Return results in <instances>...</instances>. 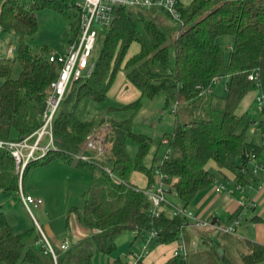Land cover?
I'll return each mask as SVG.
<instances>
[{
  "label": "trees",
  "instance_id": "obj_1",
  "mask_svg": "<svg viewBox=\"0 0 264 264\" xmlns=\"http://www.w3.org/2000/svg\"><path fill=\"white\" fill-rule=\"evenodd\" d=\"M44 7L73 18L66 33L67 41L78 39L81 11L68 0H0V25L3 31H13L18 36L16 56L0 58L2 139L17 140L40 127L51 83L60 72L61 64L49 59L52 51L49 46L38 45L34 49L26 41L27 36L38 30L37 11ZM178 13L179 18H175L159 7L114 8L110 27L100 33L104 40L92 73L72 84L55 118L56 149L38 159L45 163L58 158L91 171L90 183L82 193L83 212L74 205L67 217L69 220L75 212L91 232L65 251L56 248L55 261L46 252L36 224L14 233L0 210V264H90L96 253L114 252L117 237L125 231L134 232L135 239H142L145 246L151 239L170 244L182 231L188 246L184 229L189 219L181 214L172 216L168 206L159 215H151L148 196L130 181L134 170L146 175L143 187L156 180L157 166L168 175L169 181L176 178L170 198L187 208L200 191L216 180V174L208 169L210 161L216 163L220 172L233 173L235 186L239 184L246 189L258 186L256 174L264 170L254 171L253 161L263 160L264 148L249 138L248 131L251 126L258 127L262 134L261 117L256 113L257 117L242 124L243 115L238 108L246 94L255 88L248 75L257 67L264 91V0H192L187 5L179 4ZM223 35L233 36L228 54L219 40ZM134 43L138 49L129 54ZM16 60L22 68L15 78L12 73ZM120 71L130 86L140 92L122 107L132 111L130 116L121 120L105 116L82 120L74 109L68 108V102L74 98L77 102L83 98L105 100ZM223 76L227 77L226 94L219 96L212 88ZM159 94H164L166 108L173 105L175 112L180 106L187 109L185 118L177 117L174 129L165 136L169 139L168 157L164 159L162 155L156 165H146L144 158L150 151L152 138L133 130V118L144 98ZM192 108L200 113L194 115ZM105 120L110 126L106 135L110 150L100 160L76 158L87 136ZM256 120L258 125H254ZM128 140L138 145L135 156L127 150ZM16 166L10 152L0 149V191L13 192L20 199ZM106 167L130 186L115 183ZM239 210L230 216L228 223ZM210 219L225 224L218 216ZM245 245L239 259L233 254L232 240H218L208 242L205 249L174 254L163 264H256L264 260V243L246 239ZM116 264L125 263L118 258Z\"/></svg>",
  "mask_w": 264,
  "mask_h": 264
},
{
  "label": "rangeland",
  "instance_id": "obj_2",
  "mask_svg": "<svg viewBox=\"0 0 264 264\" xmlns=\"http://www.w3.org/2000/svg\"><path fill=\"white\" fill-rule=\"evenodd\" d=\"M74 11L75 8H72L70 12L73 13ZM37 18L39 22L38 30L33 35L27 36L26 41L34 49H36V46L38 45H47L52 51L64 53L68 46L67 37L69 35L67 36L66 33L73 18H69L52 7H44L38 10ZM17 40L18 36L13 31H2L0 33V58H14L16 56ZM103 40L104 35L99 34L91 60L96 61L98 59ZM219 40L226 47V54H228V48L233 41V36L223 35ZM10 48L13 49L12 52H9ZM137 49L138 45L136 43L132 44L129 48V54ZM21 68L22 66L20 62L16 60L12 73L13 77H18ZM126 82L127 79L125 74L120 71L105 100L96 101L90 98H83L77 102L76 98H74L72 101L68 102L67 106L69 109H74L78 118L82 120H90L102 116L116 120L125 119L130 116L132 111L123 109L122 107L128 102L135 100L140 94L137 88L132 86L127 87L125 84ZM226 82V76H223L218 82H215L213 85L215 91L214 94L220 96L225 95ZM2 83L3 78L0 77V86ZM253 89L254 88L246 94L239 105L238 111L241 112L244 103L247 99L250 100L251 93L254 91ZM61 106H64V101ZM172 107L173 105H170L169 108L165 107L164 94H159L153 98H144L142 107L136 112L133 118V130L146 134L152 138L150 151L144 158V163L146 165H151L152 163L155 165L157 164L159 157L164 154L167 148L166 144L163 143V139L167 138L165 137L166 134L174 129L175 119L177 117L182 119L185 118L186 107H178L177 112H175ZM245 111L242 112V124H244L248 118L257 117L256 111L253 107H249L248 111ZM192 112L194 115L200 113L196 108H192ZM108 123L109 122L105 120L102 127H108ZM248 135L255 143L259 145L262 144V136L258 127L253 128L251 126ZM137 149L138 145L136 142L133 140L127 141V150L130 155L135 156ZM155 157L157 159H155ZM62 161L63 160L58 158H53L45 163H42L41 160L36 162L33 161L24 176L22 175V189H24L25 192L42 194L44 197V203L42 205L38 207H35L34 205L31 206L32 213L26 209L20 199L15 197L13 192L0 191V210L4 212L14 233L25 231L32 226V224H36L35 220H37L39 225L43 228L46 221L50 219V224H52L56 232L59 233V239H61L63 238L62 236H64L61 228L65 226L70 208L75 205L80 213L83 212L84 198L82 193L90 183L91 171L77 168L74 165L68 166L69 164L66 165ZM217 168L218 167L214 161L209 162L208 169L214 172L216 177L219 178L221 175ZM256 176L260 182L262 176L264 177V172L259 171ZM262 180L264 181V178ZM130 181L143 187L147 182V177L143 172L134 170L130 175ZM43 205L44 207L42 208ZM73 214L75 215V212ZM251 215L253 216V213H251ZM248 218L251 220L250 214L248 215ZM245 222L246 219L244 218L242 220L243 224L241 229H244V226H246ZM63 224L64 226H62ZM206 230H209L210 233L207 234ZM184 235L188 237V252L194 251V249L197 248H204L202 240L205 237L212 236L213 239H216L215 242L217 239L221 242H226V240L229 242V240H232L234 242L233 249H235L233 254L237 259H239V253L246 250L245 242L246 238H248L246 237L247 235L244 234H241V236L224 233L221 234V232L219 234L218 230L216 231L215 228L211 226L196 225L193 221L185 227ZM177 240L182 242L183 238L179 237ZM193 241L196 242L197 245H193ZM51 243L55 246L53 241ZM256 264H264V260Z\"/></svg>",
  "mask_w": 264,
  "mask_h": 264
},
{
  "label": "built area",
  "instance_id": "obj_3",
  "mask_svg": "<svg viewBox=\"0 0 264 264\" xmlns=\"http://www.w3.org/2000/svg\"><path fill=\"white\" fill-rule=\"evenodd\" d=\"M70 4L78 7L81 11V30L78 39L74 42L68 43V46L64 53L51 51L49 53L50 61H55L61 64L58 77L52 81L51 89L45 100V109L41 118V125L34 132L26 137L20 139H2L0 138V149H6L10 152L11 156L16 162L17 171L19 173V198L22 204L28 211L32 213V205L38 207L43 204V199L33 194L25 192L21 187V179L24 174L26 165L31 161H37L52 149H56L54 137H53V125L55 118L58 114L60 106L67 93L69 92L72 84L82 78L90 76L92 73L95 61L91 60L94 52V47L98 35L108 29L113 20V10L116 7H139L150 9L152 7H159L166 10L173 17L179 18L178 5L179 0H68ZM3 31L0 25V33ZM13 49H9L12 52ZM248 78L255 82V88L258 90L255 98V110L261 117L262 122V145L264 148V91L262 89V81L260 70L257 67L249 75ZM218 80V79H217ZM216 80V81H217ZM258 120L254 122V125H258ZM110 126L99 127L91 132L84 144L81 151L76 154V158L82 160L91 159H103L104 155L110 150V144L106 141V135ZM163 143L166 146L169 143V139H163ZM92 152L88 154L87 152ZM170 148L167 147L163 158L168 157ZM254 171L264 170V156L261 162L254 159L253 161ZM106 170L110 173L113 181L117 184H123L130 186L129 182L115 175L110 168L106 167ZM156 180L147 187H136L137 190H141L146 194L151 201L150 214L159 215L168 206L171 208V215L175 216L181 214L185 216L189 221H193L196 225L211 226L221 233L232 234L239 236L238 227L245 217L248 209L252 207L253 203L250 199H245L242 203V207L233 220L229 223L221 224L214 222L212 219L202 220L196 217L192 211L187 208L183 203L172 200L170 198L173 184L176 182V178L169 181V177L166 173L162 172L160 168L155 167ZM237 189L245 191L241 185L235 186ZM227 186L224 184L215 185V190L221 192L226 190ZM36 225L39 231L42 233L46 252L52 254L54 260L57 259L56 247L46 236L43 228L39 225L38 221ZM190 224V223H189ZM180 237H184L181 231ZM69 247V242L64 240L60 245V251H65ZM146 246L143 245V249ZM179 252L186 253V247L183 244L182 247L175 251V254ZM136 260L140 258V255L134 253ZM136 263V262H135ZM132 264V263H131Z\"/></svg>",
  "mask_w": 264,
  "mask_h": 264
},
{
  "label": "crops",
  "instance_id": "obj_4",
  "mask_svg": "<svg viewBox=\"0 0 264 264\" xmlns=\"http://www.w3.org/2000/svg\"><path fill=\"white\" fill-rule=\"evenodd\" d=\"M191 1L192 0H179V4L187 5ZM125 84L127 87L130 86V83L128 81ZM212 90L213 93H215L214 86ZM253 90L254 91H252L251 93L250 100L247 99V101L244 103L243 109H241L242 111H238L240 114H242V112L245 110L248 111L249 107L254 106L258 90L256 88H254ZM217 169L219 170V168ZM220 175L221 176L219 178L216 177L214 184H212L207 189L200 191L196 195L188 208L196 217L202 220L210 219L212 216H218L222 223H228L227 221L229 220L230 216H232L242 207L243 201L246 198L250 199L252 200L253 205L248 209L244 217L246 219V226H244V229H241L243 224L242 222L239 226V236H241V234H244L247 235V240L249 239L259 243H264V181L262 180L264 177L262 176V179H260L259 182L256 176L255 178L258 186L252 189H246V191H242L234 187L235 184L233 183V173L225 171L220 172ZM218 184H226L227 189L221 192H217L215 190V185ZM28 193L33 194L37 197H41L44 203V197L42 196V194H34L33 192ZM43 207L44 205L42 206V208ZM251 213H253V216L251 215ZM249 214L251 220H249L248 218ZM255 217H259L260 219H255ZM50 223L51 220L48 219L45 226H43V229L46 236L50 239V241L52 240L54 242L57 249H60V245L64 240L68 241L70 245L74 242H77L79 238L91 232L89 228L82 224L76 214H71L69 220L66 218L65 226L63 224L62 226L64 227L61 228L64 233V236H62L63 238L61 239H59V233L56 232V230ZM206 233L208 234L210 233V231L206 230ZM215 240L216 239H213L212 236L205 237L202 240L204 245V248L202 249H205L208 246V242H215ZM144 244L145 242L142 239H135L134 232L126 231L117 237V248L114 252L110 254L96 253L92 257L90 264H116V260L118 258H121L125 264H163L170 257H172L175 254V251L180 249L183 244L188 251L186 237H183L182 242L176 240L170 244L160 243L155 239H151L147 241V246L145 249H143ZM193 245H197L196 242L193 241ZM196 250L201 249H194V251ZM134 253L140 255V258L138 260L135 259Z\"/></svg>",
  "mask_w": 264,
  "mask_h": 264
},
{
  "label": "water",
  "instance_id": "obj_5",
  "mask_svg": "<svg viewBox=\"0 0 264 264\" xmlns=\"http://www.w3.org/2000/svg\"><path fill=\"white\" fill-rule=\"evenodd\" d=\"M219 251H220L221 253H223V249H222V247H219Z\"/></svg>",
  "mask_w": 264,
  "mask_h": 264
}]
</instances>
